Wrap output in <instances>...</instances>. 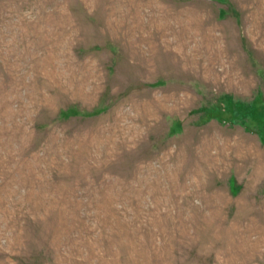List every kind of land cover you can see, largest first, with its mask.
<instances>
[{"label": "rangeland", "instance_id": "374dc122", "mask_svg": "<svg viewBox=\"0 0 264 264\" xmlns=\"http://www.w3.org/2000/svg\"><path fill=\"white\" fill-rule=\"evenodd\" d=\"M0 264H264V0H0Z\"/></svg>", "mask_w": 264, "mask_h": 264}]
</instances>
